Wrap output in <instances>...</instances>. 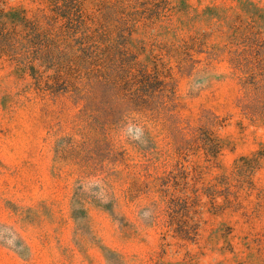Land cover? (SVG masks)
<instances>
[{
	"label": "rangeland",
	"instance_id": "rangeland-1",
	"mask_svg": "<svg viewBox=\"0 0 264 264\" xmlns=\"http://www.w3.org/2000/svg\"><path fill=\"white\" fill-rule=\"evenodd\" d=\"M139 2L118 65L164 70L149 113L82 112L59 58L26 67L0 42V264H264V0Z\"/></svg>",
	"mask_w": 264,
	"mask_h": 264
},
{
	"label": "trees",
	"instance_id": "trees-1",
	"mask_svg": "<svg viewBox=\"0 0 264 264\" xmlns=\"http://www.w3.org/2000/svg\"><path fill=\"white\" fill-rule=\"evenodd\" d=\"M50 1L56 9H50L49 14L42 11L41 17L35 20L18 16L16 11L0 10V17H3V21L0 20V42H5L14 61L35 68L49 65L55 57L59 58L50 79L63 84L65 92L82 103V112L134 117L155 110L157 104H166L170 82L162 78L165 77L164 70L158 64L152 69L143 63L145 61L136 63V68L118 65L119 40L125 36L117 34L120 15L125 17L134 13L142 4L139 0H98L92 4L91 10L85 8L87 0ZM42 19L44 24L40 21ZM7 20L13 24L11 27L4 22ZM19 24L22 28L17 30ZM19 45L27 56L17 52ZM31 54L39 56L34 58ZM21 55L25 57L20 58ZM241 57H238L240 62L243 61ZM216 118H202L200 121L204 123L200 127H192L193 134L198 130H210L218 123ZM207 140L209 148L213 146L216 152L221 150L214 139Z\"/></svg>",
	"mask_w": 264,
	"mask_h": 264
}]
</instances>
